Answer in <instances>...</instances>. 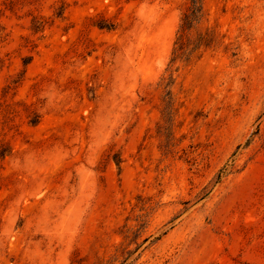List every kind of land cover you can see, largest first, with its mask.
<instances>
[{
  "label": "rangeland",
  "instance_id": "374dc122",
  "mask_svg": "<svg viewBox=\"0 0 264 264\" xmlns=\"http://www.w3.org/2000/svg\"><path fill=\"white\" fill-rule=\"evenodd\" d=\"M201 1L171 64L194 0H0V264H264V0Z\"/></svg>",
  "mask_w": 264,
  "mask_h": 264
},
{
  "label": "trees",
  "instance_id": "16d2710c",
  "mask_svg": "<svg viewBox=\"0 0 264 264\" xmlns=\"http://www.w3.org/2000/svg\"><path fill=\"white\" fill-rule=\"evenodd\" d=\"M203 6H202V1L201 0H194L193 2V7L190 10V12L188 13V15L183 19L182 25H181V29H180V33L176 42V48L174 50V58L172 60L173 64L176 60L181 59L182 55L185 51L184 49V35L186 32H188L189 30L195 29L196 26L200 23L202 17H203ZM42 26H38L37 28H35V31H41ZM101 28H106V29H113L114 25L110 24L108 26H101ZM29 62H24L25 65H27ZM172 67V65H171ZM171 67H170V71H171ZM40 115L37 113H34L33 116H30L29 118V124L32 126H36L37 124H39L40 122ZM9 155L8 150H2L0 152V156L1 157H5Z\"/></svg>",
  "mask_w": 264,
  "mask_h": 264
}]
</instances>
